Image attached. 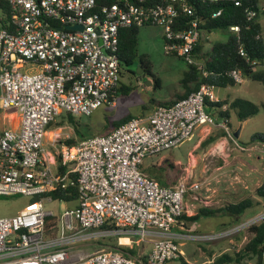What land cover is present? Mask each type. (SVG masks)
<instances>
[{
    "label": "built area",
    "instance_id": "built-area-1",
    "mask_svg": "<svg viewBox=\"0 0 264 264\" xmlns=\"http://www.w3.org/2000/svg\"><path fill=\"white\" fill-rule=\"evenodd\" d=\"M3 1L12 8V29L0 28V195L24 194L30 201L15 216L0 218V264H166L183 255L179 242H211L238 231L183 229L185 196L200 185L184 179L161 185L141 170L147 157L180 146L200 126L216 124L207 110L217 101L213 85L156 105L106 135L54 144L53 154L45 142L48 126L62 115L88 116L104 104L115 105L122 29L161 27L165 53L206 76L196 53L203 25L226 5L244 0ZM246 15L260 17L250 7ZM240 54L247 55L242 46ZM230 75L237 83L244 80L240 70ZM220 124L234 139L228 119ZM71 187L77 188L76 199L50 194ZM44 200L75 204L56 215L44 209ZM176 226L183 231H174ZM112 233L121 246L123 237L131 245L138 236L152 249L145 255L111 247L84 252Z\"/></svg>",
    "mask_w": 264,
    "mask_h": 264
},
{
    "label": "rangeland",
    "instance_id": "rangeland-1",
    "mask_svg": "<svg viewBox=\"0 0 264 264\" xmlns=\"http://www.w3.org/2000/svg\"><path fill=\"white\" fill-rule=\"evenodd\" d=\"M260 22L263 26L264 33V15H261ZM139 28L138 57H136L134 64L122 67L116 105L111 106L104 104L94 110L91 115L74 116V118L80 122V129L84 132L85 137L101 135L105 132L111 131L113 128L111 122L117 121L125 116H146L151 112V108L155 104L153 100L157 103L166 104L174 94H180L182 92L180 79L186 69L185 62L178 57L173 55L170 56L165 53L163 47V30L161 27L149 25L140 26ZM228 37L229 32L227 31H212L209 39L205 40V49L209 50L213 44L225 41ZM140 57H143L147 67L144 68L140 66ZM259 68L264 70V66H260ZM229 91L231 96H237L249 100L259 107V112L246 120H239L237 116H232V125L234 128L238 130L242 127V133L239 138L240 142L250 143L251 137L254 134L264 133V86L261 82L246 79L239 85L229 87L228 90L220 87L214 88V93L217 97L218 94H226ZM60 121L61 119H58L50 128H48L49 131L45 142V149L48 153L53 154L55 152L54 144L60 146V144L66 143L68 139H75L77 141L82 139L77 136L75 128L71 123ZM13 126L17 125L14 123ZM183 146L184 144L181 147L171 148L160 154L173 153L178 157H183L185 153ZM155 158L156 156L147 157L144 160L143 165L150 164ZM168 161L171 162L168 164L162 163V168H158L154 165L152 168L156 174L160 175V178L163 181L171 179L175 180L173 182L175 183L186 176V168L189 165L187 159H181L177 165L175 164L174 159H169ZM198 161L200 164L199 166L202 167L203 161ZM145 173L149 175V173ZM152 177L157 179L154 175ZM160 184L163 185L165 183L162 182ZM208 186L209 185L205 186L203 189H206ZM203 189L200 188L196 191L201 192ZM190 192L186 194L185 198L188 197ZM29 201L30 197L24 194H15L12 196L0 195V218L15 216ZM74 204L75 203L43 201L44 209L46 211L52 210L56 215H59L65 207ZM261 221L262 220L258 218L251 225L260 223ZM246 225L247 224L245 223L242 225L243 227H241V225L235 227L238 228V231L222 238L221 240L218 239L211 242H179L180 247L183 250V255L181 257L190 264H210L223 253L235 255L239 253L240 249H243L245 243L253 236L249 231L251 225ZM219 231L220 230L214 232ZM239 231L240 233H238ZM116 236L117 235L112 233L109 237L95 239L84 247V252H91L93 250L96 251L101 248L110 247L109 245L115 244ZM132 239L133 242L131 245L126 246V244H122V246L135 248L141 255H145L151 251L152 244L150 242H144L138 236H135ZM123 241L125 242V239ZM246 259L248 258L243 259L242 263L250 264V260ZM166 264L181 263L176 260Z\"/></svg>",
    "mask_w": 264,
    "mask_h": 264
},
{
    "label": "trees",
    "instance_id": "trees-1",
    "mask_svg": "<svg viewBox=\"0 0 264 264\" xmlns=\"http://www.w3.org/2000/svg\"><path fill=\"white\" fill-rule=\"evenodd\" d=\"M98 4H110L116 0H97ZM263 3V4H262ZM264 5V0H244L241 6L228 4L225 6L221 16L213 19L206 20L203 27L206 30H224L229 31V37L224 42H217L213 46L203 52V45L201 42L196 46V53L198 57L204 60V69L207 75L204 76L202 71L197 66L190 65L189 69L185 72L182 78V85L186 89L185 93L177 94L173 99L168 101L165 105H171L176 101L187 97L191 92L198 91L203 84L213 85L214 87H226L229 85L238 84L230 75L234 69L240 70L244 78L252 79L261 82L264 86V70L258 67L264 62V39L262 37V24L260 22L261 15L264 11L261 8ZM250 7L258 12L260 17L257 19H248L246 15V8ZM238 25L239 32L230 30L231 26ZM0 28L12 29V8L6 1L0 0ZM139 27H127L121 30L120 33V57L122 66H130L134 64L136 57H138V34ZM243 47L247 55L240 54V47ZM140 66L147 67L143 57H140ZM194 83L191 87L190 84ZM119 87V86H118ZM118 87L116 89V96L118 95ZM161 104V103H159ZM227 104L226 110L221 111L220 115L227 118L230 117L231 111H235L239 120H245L249 117L256 115L259 112V107L246 99L236 98L232 101H221L217 103H209L214 108H220L222 105ZM164 105V104H163ZM135 116H125L117 121L111 122L113 131L117 126L127 122ZM60 122H69L74 128L79 138H86L84 132L80 129V122L74 116L67 114L61 116ZM55 122L51 123L50 128ZM111 131L101 134L106 135ZM213 140V139H212ZM208 141L211 143L212 141ZM252 141L264 142V133H256L251 137ZM75 139H68L66 144L72 145L76 143ZM213 142V141H212ZM65 168L61 167V171ZM142 170V166H141ZM143 171V170H142ZM155 175V174H154ZM149 176H153L149 173ZM158 182H164L160 175L156 176ZM164 185V184H163ZM56 198H64L65 200H73L77 198V188L71 187L69 189H56L50 193ZM256 194L264 198V181L260 187L256 189ZM254 204L252 199H245L237 204L228 207V210L240 215L248 207ZM206 212L211 213L209 209H201L200 212L194 216L186 217V219L194 222L205 215ZM182 218H185L184 215ZM108 229L113 228L112 225H106ZM252 232V238L245 244L243 249L237 254L223 253L214 259L210 264H242L245 258L251 259L255 264H264V219L257 224L249 227ZM111 248L121 249L133 255L138 253V250L132 247H123L119 245L118 238L115 237V244L109 245ZM146 257L144 256V259ZM178 261L181 264H190L180 257Z\"/></svg>",
    "mask_w": 264,
    "mask_h": 264
},
{
    "label": "crops",
    "instance_id": "crops-1",
    "mask_svg": "<svg viewBox=\"0 0 264 264\" xmlns=\"http://www.w3.org/2000/svg\"><path fill=\"white\" fill-rule=\"evenodd\" d=\"M212 31L214 30L205 29V32L202 35L201 44L203 45L204 52L208 50L205 49L204 46L205 40L209 39L210 33ZM263 34L264 33L262 30V37L264 39ZM198 59L204 62L203 58L198 57ZM260 66H264V62L261 63ZM188 69L189 66L186 65V69L183 72L180 83ZM246 79L248 78H244L242 82H244ZM190 86L193 87L194 83H191ZM234 86L229 85L220 88H225L228 90L229 87ZM185 91L186 89L182 85V92L180 95L184 94ZM175 95L177 94H174L171 99H173ZM216 98L217 101L213 102V104L225 100L232 101L239 97L231 96L229 91L226 94H218V97L216 96ZM153 101L155 104L152 106V108H154L156 105H163L157 103L155 100ZM209 103L207 110L215 116L216 124L198 127L195 130L193 137L183 143V150H185L183 157H178L173 153L163 155L158 154L150 164L143 165V163L141 165L143 172L145 171L151 175L155 174L154 176H157L159 174H156L152 169L154 166L162 168V163L168 164L171 162L168 161L169 159H174V162L177 165L181 159H187L189 165L186 168V176L179 180H188L190 185L198 183L201 189L207 185L209 186L206 189H203L201 192H197V189H190V194L187 198H185V218H183V229L193 230L201 233H210L218 230H220L219 232H223L225 230L227 231V229L229 230L245 223L247 224L248 222H254L264 213V198L256 194V189L260 187L264 181V142L250 140V143H241L239 138L242 133V127L236 130V128H234L232 125V116H237L236 112L231 111L230 117L227 118L220 115L221 111L227 109V104L222 105L220 108H214L210 106ZM225 118H227L229 121L230 128L234 134V139L221 127L220 123ZM237 131H239L238 137L235 136ZM210 139H213V142L211 141V143H209L208 141H210ZM183 144L178 147H181ZM50 160L53 161V159ZM198 160L203 161L202 167L199 166L200 164ZM174 181L175 180L169 179L163 183H165L164 185L166 186H172L177 183H173ZM245 199H252L254 204L248 207L242 214H233L228 210V207L231 205L237 204ZM201 209H209L212 212H206L205 215H202L200 219L194 222L186 219V217L188 218L198 214ZM173 230L183 231L177 226L174 227ZM238 233H240V231ZM124 239L127 238L123 237L122 240ZM123 243L124 245L126 244V246H128L126 242L123 241ZM246 260H250V264H255V262L251 259Z\"/></svg>",
    "mask_w": 264,
    "mask_h": 264
},
{
    "label": "water",
    "instance_id": "water-1",
    "mask_svg": "<svg viewBox=\"0 0 264 264\" xmlns=\"http://www.w3.org/2000/svg\"><path fill=\"white\" fill-rule=\"evenodd\" d=\"M258 18H259V17H258ZM258 18H257V19H258ZM67 28H69V29H79V30H82V29H83V27L80 26V25H71V26H68ZM235 136H236V137L239 136V131H237V132L235 133Z\"/></svg>",
    "mask_w": 264,
    "mask_h": 264
},
{
    "label": "bare ground",
    "instance_id": "bare-ground-1",
    "mask_svg": "<svg viewBox=\"0 0 264 264\" xmlns=\"http://www.w3.org/2000/svg\"><path fill=\"white\" fill-rule=\"evenodd\" d=\"M125 242L127 243V242H128V240H127V239H125Z\"/></svg>",
    "mask_w": 264,
    "mask_h": 264
},
{
    "label": "flooded vegetation",
    "instance_id": "flooded-vegetation-1",
    "mask_svg": "<svg viewBox=\"0 0 264 264\" xmlns=\"http://www.w3.org/2000/svg\"><path fill=\"white\" fill-rule=\"evenodd\" d=\"M137 62V61H136ZM141 63V62H140Z\"/></svg>",
    "mask_w": 264,
    "mask_h": 264
}]
</instances>
